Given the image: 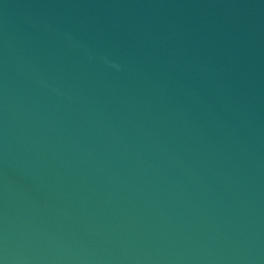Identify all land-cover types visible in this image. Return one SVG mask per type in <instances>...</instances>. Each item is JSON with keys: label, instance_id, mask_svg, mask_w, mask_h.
Wrapping results in <instances>:
<instances>
[{"label": "water", "instance_id": "1", "mask_svg": "<svg viewBox=\"0 0 264 264\" xmlns=\"http://www.w3.org/2000/svg\"><path fill=\"white\" fill-rule=\"evenodd\" d=\"M0 264H264V0H0Z\"/></svg>", "mask_w": 264, "mask_h": 264}]
</instances>
